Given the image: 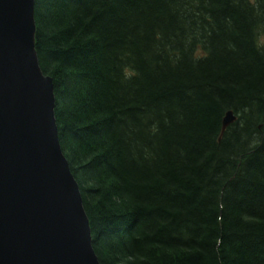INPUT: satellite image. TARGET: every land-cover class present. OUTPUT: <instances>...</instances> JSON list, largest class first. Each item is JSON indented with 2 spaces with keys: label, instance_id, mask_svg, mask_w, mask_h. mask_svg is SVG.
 <instances>
[{
  "label": "trees",
  "instance_id": "obj_1",
  "mask_svg": "<svg viewBox=\"0 0 264 264\" xmlns=\"http://www.w3.org/2000/svg\"><path fill=\"white\" fill-rule=\"evenodd\" d=\"M35 18L100 263L264 264V0H36Z\"/></svg>",
  "mask_w": 264,
  "mask_h": 264
},
{
  "label": "water",
  "instance_id": "obj_2",
  "mask_svg": "<svg viewBox=\"0 0 264 264\" xmlns=\"http://www.w3.org/2000/svg\"><path fill=\"white\" fill-rule=\"evenodd\" d=\"M36 0H0V264H101L36 50ZM237 115L228 110L222 132Z\"/></svg>",
  "mask_w": 264,
  "mask_h": 264
}]
</instances>
